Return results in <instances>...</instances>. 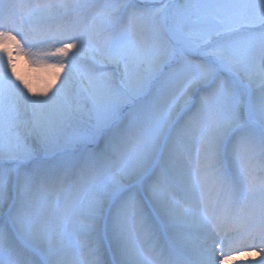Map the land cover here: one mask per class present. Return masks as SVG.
<instances>
[{
    "label": "snow or ice",
    "instance_id": "snow-or-ice-1",
    "mask_svg": "<svg viewBox=\"0 0 264 264\" xmlns=\"http://www.w3.org/2000/svg\"><path fill=\"white\" fill-rule=\"evenodd\" d=\"M156 2L0 0V264H264V0ZM69 172L75 240L31 212Z\"/></svg>",
    "mask_w": 264,
    "mask_h": 264
},
{
    "label": "rangeland",
    "instance_id": "rangeland-1",
    "mask_svg": "<svg viewBox=\"0 0 264 264\" xmlns=\"http://www.w3.org/2000/svg\"><path fill=\"white\" fill-rule=\"evenodd\" d=\"M79 2L86 4L89 3L90 0H79ZM171 2L174 4H183L185 2L202 3L205 2V0H171ZM145 3L148 5L155 4V6H159L156 0H145ZM71 15L73 18L76 16L75 13ZM19 65H22L21 67L24 69V71L29 74L33 73L37 69L36 66L26 63L23 57L20 58ZM255 151L256 157L258 156V159L254 165L258 170L261 166V163L264 162V156L260 155L258 143ZM68 155L69 154L66 153H59L52 156L51 159L53 161L59 162L63 159H66ZM8 166H10L8 161H0V167ZM66 188L68 190H66ZM88 188L89 185L86 182H84L77 175L69 172L66 177L61 176L56 180V182L49 183L46 186L36 190L34 194L43 190L48 191V193L39 196L37 194L34 197L31 212L53 234H55V224L58 220L59 232H67L72 236L73 240H75L76 232L74 230V224L76 220V213L80 209L81 202H86L88 198ZM82 240L83 237H81V241ZM137 244L140 245L141 251L144 252V243L141 239H137ZM108 255L109 254L106 253L103 257L106 262H110ZM144 255H148V258L152 260L148 253H144ZM82 259L86 261V264H91L92 257L88 255L87 249H84V255Z\"/></svg>",
    "mask_w": 264,
    "mask_h": 264
},
{
    "label": "bare ground",
    "instance_id": "bare-ground-1",
    "mask_svg": "<svg viewBox=\"0 0 264 264\" xmlns=\"http://www.w3.org/2000/svg\"><path fill=\"white\" fill-rule=\"evenodd\" d=\"M21 66L19 65V61H18V71H20L21 74L25 75V77L28 78L32 82L34 88H42L44 86L46 80L49 78V74H50L49 72L50 71H48V70L46 71V70H43V69H36L33 73L29 74V73H26ZM257 159H258V156L255 158L254 163L257 162ZM47 193H48V191H45V190L39 191L36 194H34V197L37 194L39 196V195H43V194L45 195ZM58 223H59V221L57 220V222L55 224V233L59 232ZM141 240L144 243V247H143L144 248V252H142L143 255H144V253H146V254L148 253L150 255V258L152 260H155V257L151 253L149 243L146 240H143V239H141ZM144 257L146 259H149L148 255H144ZM108 258H109V261H111L113 259V257L111 255H108ZM153 264H155V261L153 262Z\"/></svg>",
    "mask_w": 264,
    "mask_h": 264
}]
</instances>
